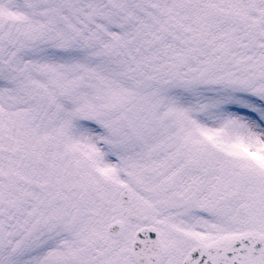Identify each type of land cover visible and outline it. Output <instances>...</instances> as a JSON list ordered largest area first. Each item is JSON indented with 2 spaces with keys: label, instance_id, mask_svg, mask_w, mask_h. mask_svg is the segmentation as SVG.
<instances>
[{
  "label": "snow or ice",
  "instance_id": "obj_1",
  "mask_svg": "<svg viewBox=\"0 0 264 264\" xmlns=\"http://www.w3.org/2000/svg\"><path fill=\"white\" fill-rule=\"evenodd\" d=\"M0 264H264V0H0Z\"/></svg>",
  "mask_w": 264,
  "mask_h": 264
}]
</instances>
